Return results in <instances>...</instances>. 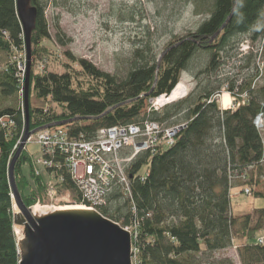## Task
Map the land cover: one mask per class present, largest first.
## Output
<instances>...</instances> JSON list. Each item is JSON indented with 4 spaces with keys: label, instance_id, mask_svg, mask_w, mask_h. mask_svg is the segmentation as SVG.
Instances as JSON below:
<instances>
[{
    "label": "trees",
    "instance_id": "1",
    "mask_svg": "<svg viewBox=\"0 0 264 264\" xmlns=\"http://www.w3.org/2000/svg\"><path fill=\"white\" fill-rule=\"evenodd\" d=\"M70 1H31L30 6L38 10L32 33L33 56H40L42 50L45 52L43 43L52 41L45 16L47 7L52 4L55 8H66ZM187 2L195 6L197 14L208 16L200 28L157 55L155 30L141 25L140 38L125 63L123 76L102 72L70 52L65 56L88 78L87 87L70 72L34 75L30 71V98L33 94L41 101L51 99L63 108V113L58 115L52 110L30 106L29 127L34 131L68 121L67 128L73 137L91 139L102 129L118 126L145 122L166 127L186 124L174 146L154 156L140 154L129 166L131 198L116 186L107 197L106 205L95 210L123 228L139 226L140 234L134 246L140 264H234L215 254L235 246V238L246 239L239 250L242 264H264V245L257 242L264 228V209H255L256 220L251 215L233 216L230 209L231 191L246 183L256 186L259 176L264 175L262 133L254 123L264 114V86H257L259 72L239 87V95H234L238 102L236 109L221 110L213 99L216 91L207 88L196 98L190 96L168 107L163 115L155 110L146 112L150 100L169 96L174 91L181 74L189 71L198 52L210 53L208 69L216 72L222 55L234 50L233 47L240 48L233 46L240 38L250 37L252 42L264 40V0ZM133 15L137 16L135 11L131 16L135 19ZM224 25L226 28L211 42ZM55 29L59 45L66 48L68 44L60 38L59 23ZM24 37L16 0H0V54L10 59L13 51L23 50ZM24 89L16 64L7 63L0 69V98H16ZM244 95L247 98L241 97ZM181 114L186 115L185 122L168 124ZM4 117H10L14 124L10 131L0 125V264H19L9 168L14 158V144L27 127V117L21 109L13 108L0 111V119ZM144 168L149 175L145 171L142 180ZM43 173L41 170L40 176L36 175L33 162L25 153L16 163V183L25 206L35 205L36 193H43L47 187L48 178ZM56 177L63 178L57 182L66 192L62 202L82 204L81 192L70 175L60 171Z\"/></svg>",
    "mask_w": 264,
    "mask_h": 264
},
{
    "label": "rangeland",
    "instance_id": "2",
    "mask_svg": "<svg viewBox=\"0 0 264 264\" xmlns=\"http://www.w3.org/2000/svg\"><path fill=\"white\" fill-rule=\"evenodd\" d=\"M134 11L137 16L133 15L135 19H132L131 16L134 14ZM45 16L48 21L52 41H45L43 43L42 49H44L45 52L42 50L40 56H31L30 71H32L34 75H45L47 73L65 74L70 72L75 74L80 82L86 85L85 87L88 85V78L80 73L81 69L77 64L70 62L66 58V52L72 53L76 59H85L89 61L102 72L123 76L126 69L125 63L133 52L136 40L140 38L138 35L141 34V25L148 26L152 30H155L154 51L157 55H161L171 43L183 39V37L197 31L200 28L199 26L208 18L206 15L197 14L195 6L191 5L187 0H72L68 3L66 8H55L50 4L45 11ZM58 23L62 30V36L60 38L68 44L66 48L61 47L56 38L57 31L55 26ZM249 39L250 37L240 38L239 43L233 45L240 47L238 50L233 47L234 50L230 49L226 54H223L221 66L216 72H212L208 69L211 60L210 53L208 51L198 52L192 59L189 71L181 74L180 78V82H183L188 87V95L185 96L184 99L163 107L157 106L158 98L150 100L146 112L155 110L163 115L168 107L183 102L190 96L196 98L197 95L203 94V91L207 88L216 91L215 98L213 99L215 101L217 100L220 109L224 110L225 108V110H229L233 103V95H239V87L246 84L250 80V77L255 76L257 72L260 74L257 86H264V40L252 42ZM34 49V46H32V53ZM7 63H14L17 65L19 76L23 79V84L26 85L29 63L26 42L23 50L12 52L10 59L6 54H0V69ZM232 88L233 91H230ZM224 94L228 96L225 95L223 98ZM241 97L243 98V96ZM29 105L34 109L45 111L52 110L58 115L63 113V108L52 103L51 99L41 101L33 94L31 98L29 95ZM6 108L21 109L23 113L26 114L25 89L16 98H0V111ZM185 120L186 115L181 114L174 120L171 119L168 124L176 121L182 123L185 122ZM63 123L66 124L63 126H54L60 123L52 124L54 127L40 130L33 134L25 143V147L19 156L20 159L23 153H25V155L27 154L33 162L36 175L40 176L37 173L39 170L40 172L43 170L48 178L47 187L43 190V193L39 195H37L38 192L36 193L35 197L37 202L31 207L26 206L28 209L37 205H42L44 208L80 205L73 201L68 204L62 202L61 198L66 195V192L57 186V182H61V178L58 179L56 174L60 171L66 172L67 170L63 169L50 174V171L48 172L49 168H45L40 161L44 157V154H46L41 147L42 145L39 143L40 135H42L41 133L43 132L57 130L62 132L67 140L84 139L87 143L95 139V136L91 139L73 137L67 128L69 122ZM13 124L10 117L0 119L1 127L9 129V131ZM26 129L19 140L14 144V157L23 144ZM261 129L260 133H262V143L264 144V123ZM30 132L33 131L30 130ZM128 148L131 150L130 153H123L121 154L122 157H130L135 154L133 146ZM145 153L151 154V152ZM59 160L60 158L57 159V161ZM104 160L108 159L104 158ZM61 161H63V159H61ZM145 171L146 168L141 171V175H143ZM126 172L128 173L129 170ZM145 175L147 176V171ZM145 175H143V178H145ZM14 177L16 183V176ZM259 177L258 185H248L246 183L244 186L234 188L233 191H231L230 199L232 201L230 209L232 210L233 216L243 218L246 215H251L256 220L258 215L255 214V209H264V175ZM128 178L131 190L132 177L128 175ZM17 189L21 195L18 186ZM257 194L261 197H256ZM12 199L15 218L16 214L21 215V211L15 206V198L13 195ZM14 228L23 230L25 229V223L16 225ZM124 229L132 234L133 241L135 242L134 231L126 228ZM257 240L259 244L264 245V228L262 232H260V236ZM234 243L236 244L232 248L217 252L215 254L217 258H228L232 260L234 264H242L239 250L246 244V239L238 240L235 238ZM133 252V264H140L138 251L134 244Z\"/></svg>",
    "mask_w": 264,
    "mask_h": 264
},
{
    "label": "water",
    "instance_id": "3",
    "mask_svg": "<svg viewBox=\"0 0 264 264\" xmlns=\"http://www.w3.org/2000/svg\"><path fill=\"white\" fill-rule=\"evenodd\" d=\"M31 1L16 0L17 13L25 35L29 62L25 85L26 135L9 168V180L14 201L18 210L21 211V215L16 214L14 218V227L25 223L23 230L18 231L14 228L21 257L19 264H133L134 241L132 234L118 223L104 217L93 208L74 212H55V208H46L45 213L38 215L35 213L36 206L28 209L18 192L14 177L15 167L25 143L40 130L66 124L60 123L30 132V60L32 56V33L38 18V10L36 7L30 6ZM225 28L224 25L211 42ZM158 73L159 69L157 70V77Z\"/></svg>",
    "mask_w": 264,
    "mask_h": 264
},
{
    "label": "built area",
    "instance_id": "4",
    "mask_svg": "<svg viewBox=\"0 0 264 264\" xmlns=\"http://www.w3.org/2000/svg\"><path fill=\"white\" fill-rule=\"evenodd\" d=\"M243 98L247 97L243 96ZM237 103L234 96L231 108L236 109ZM263 119L264 114L254 121L260 132ZM185 128L186 124L166 127L156 122L118 126L100 130L95 135V139L88 143L84 139L67 140L64 134L57 130L46 131L40 135L39 143L46 153L40 161L45 168L53 170V173L66 169L81 192L83 203L80 205L95 209L106 205L107 197L116 186H120L125 196L131 198L129 173L126 172L129 166L139 154L151 152L154 156L160 150L174 146L176 137ZM131 146L135 149V154L122 157L121 154L130 153L128 147ZM37 174L40 175V170ZM61 180L63 181V178ZM132 209L135 211L134 206ZM126 229L133 230L135 240L138 239L140 233L137 224Z\"/></svg>",
    "mask_w": 264,
    "mask_h": 264
},
{
    "label": "bare ground",
    "instance_id": "5",
    "mask_svg": "<svg viewBox=\"0 0 264 264\" xmlns=\"http://www.w3.org/2000/svg\"><path fill=\"white\" fill-rule=\"evenodd\" d=\"M188 87L183 83L180 82L176 88L174 89V91L167 97L162 96L158 98L157 101V106L158 107H163L166 106L168 104H172L174 102H177L181 99H184L185 96L188 95ZM227 94L223 95L224 96ZM228 96V95H227ZM16 206V205H15ZM55 208V209H54ZM54 211L55 212H74V211H85L86 209H88L89 207L86 206H82V205H78V206H56L54 207ZM46 208L42 207V205H37L35 208V213L39 215V213H45ZM18 231H20L21 229L17 228Z\"/></svg>",
    "mask_w": 264,
    "mask_h": 264
}]
</instances>
